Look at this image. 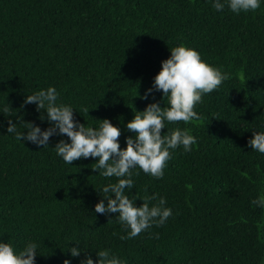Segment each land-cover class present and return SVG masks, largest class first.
<instances>
[{
	"label": "trees",
	"instance_id": "1",
	"mask_svg": "<svg viewBox=\"0 0 264 264\" xmlns=\"http://www.w3.org/2000/svg\"><path fill=\"white\" fill-rule=\"evenodd\" d=\"M181 45L229 79L195 106L199 119L165 122L162 134L186 128L197 143L188 153L170 150L162 178L134 175L125 194L137 207L145 197H163L172 216L121 240L126 232L115 214L94 212L100 189L116 178L93 172L92 158L65 164L54 148L67 137H51L46 148L18 141L7 133L8 120L20 132L24 123L48 128L24 100L55 87L57 103L71 105L80 123L98 127L108 119L120 128L123 149L137 112L154 102L167 107L162 92L141 97ZM5 105L11 112L0 113V241L18 251L37 243L36 264H81L85 255L95 261L102 249L126 264H264V209L251 203L264 194V155L248 146L253 132H264V4L236 15L227 7L216 12L212 0H0ZM76 241L86 251L72 258Z\"/></svg>",
	"mask_w": 264,
	"mask_h": 264
},
{
	"label": "clouds",
	"instance_id": "2",
	"mask_svg": "<svg viewBox=\"0 0 264 264\" xmlns=\"http://www.w3.org/2000/svg\"><path fill=\"white\" fill-rule=\"evenodd\" d=\"M262 4L264 0H212L216 12H223L227 7L236 15L256 11ZM228 79V73L203 61L195 49L176 46L170 50V57L161 62V71L141 97L147 100L154 92H162L167 107L162 108L160 103L154 102L148 104L143 112H137L126 125L132 135L126 137L125 148L122 149L119 143L120 128L113 126L108 119L100 121L98 127L80 123L74 118V112L77 111L71 105L57 103L59 93L51 86L26 95L24 100L25 105H36L37 111L41 113V123L47 121L49 127L42 130L34 123H24L27 130L20 132L9 119L7 133L14 134L18 141L43 148L48 147L53 136L67 137V140L61 139L54 148L65 164L92 158L96 161L93 172H98L105 179L115 177V183L109 182L100 189L101 199L95 204L94 212L104 216L115 214V220L126 232L119 238L130 240L153 226L165 225L172 216V209L166 207L167 200L163 197L158 198L155 194L145 197L140 207L136 206V200L129 199L125 193L132 192L135 187L133 176L140 175L142 171L153 178H162L167 161L171 159L170 150L182 147L188 153L197 143L196 137L186 128L177 127L174 131L162 134L161 130L166 129L165 122L183 121L187 125L199 119L198 113L194 111L195 106L203 102L204 95L218 90ZM83 111L89 113L88 109ZM9 112V105L0 108V113ZM252 135L248 146L252 151L264 155V132H253ZM154 200L158 202L152 204ZM251 203L264 209V194ZM76 243L77 247L68 250L72 258L86 251L79 247L78 241ZM37 253L38 245L35 242H28L18 251L11 243L0 241V264H36ZM95 254V261L90 255H85L81 264H126L110 249H102ZM63 264H71V260L66 259Z\"/></svg>",
	"mask_w": 264,
	"mask_h": 264
}]
</instances>
